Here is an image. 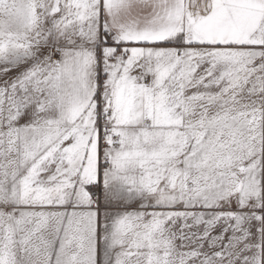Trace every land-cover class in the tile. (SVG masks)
Wrapping results in <instances>:
<instances>
[{"label":"snow or ice","instance_id":"1","mask_svg":"<svg viewBox=\"0 0 264 264\" xmlns=\"http://www.w3.org/2000/svg\"><path fill=\"white\" fill-rule=\"evenodd\" d=\"M0 264H264V0H0Z\"/></svg>","mask_w":264,"mask_h":264}]
</instances>
